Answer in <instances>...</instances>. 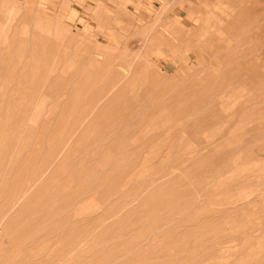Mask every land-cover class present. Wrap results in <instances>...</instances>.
Masks as SVG:
<instances>
[{
	"label": "rangeland",
	"instance_id": "374dc122",
	"mask_svg": "<svg viewBox=\"0 0 264 264\" xmlns=\"http://www.w3.org/2000/svg\"><path fill=\"white\" fill-rule=\"evenodd\" d=\"M0 264H264V0H0Z\"/></svg>",
	"mask_w": 264,
	"mask_h": 264
},
{
	"label": "bare ground",
	"instance_id": "6f19581e",
	"mask_svg": "<svg viewBox=\"0 0 264 264\" xmlns=\"http://www.w3.org/2000/svg\"><path fill=\"white\" fill-rule=\"evenodd\" d=\"M258 56V55H257Z\"/></svg>",
	"mask_w": 264,
	"mask_h": 264
}]
</instances>
